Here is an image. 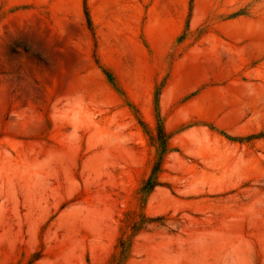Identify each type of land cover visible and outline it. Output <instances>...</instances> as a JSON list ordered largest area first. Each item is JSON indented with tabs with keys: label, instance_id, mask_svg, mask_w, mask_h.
<instances>
[{
	"label": "rangeland",
	"instance_id": "obj_1",
	"mask_svg": "<svg viewBox=\"0 0 264 264\" xmlns=\"http://www.w3.org/2000/svg\"><path fill=\"white\" fill-rule=\"evenodd\" d=\"M0 264H264V0H0Z\"/></svg>",
	"mask_w": 264,
	"mask_h": 264
},
{
	"label": "trees",
	"instance_id": "obj_2",
	"mask_svg": "<svg viewBox=\"0 0 264 264\" xmlns=\"http://www.w3.org/2000/svg\"><path fill=\"white\" fill-rule=\"evenodd\" d=\"M157 140L160 143L157 162L155 163V166L152 169L151 176L147 179V181L144 183L143 187L141 188V191L145 195L151 192L152 189L158 185L155 175H156V172L158 171L162 154L165 152V149H166V146H165L166 134L161 127H158V130H157Z\"/></svg>",
	"mask_w": 264,
	"mask_h": 264
}]
</instances>
